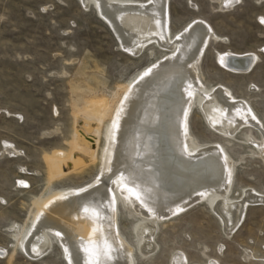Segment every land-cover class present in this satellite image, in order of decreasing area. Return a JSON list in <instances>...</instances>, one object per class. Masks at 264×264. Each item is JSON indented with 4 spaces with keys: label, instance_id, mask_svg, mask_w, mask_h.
<instances>
[{
    "label": "rangeland",
    "instance_id": "1",
    "mask_svg": "<svg viewBox=\"0 0 264 264\" xmlns=\"http://www.w3.org/2000/svg\"><path fill=\"white\" fill-rule=\"evenodd\" d=\"M167 14L171 37L195 19L210 26L219 40H211L201 57L203 85L227 88L264 129V0H239L230 10H221L216 0H168ZM111 30L81 0H0V264H68L51 233L47 254L29 259L16 247L14 228H31L46 196L82 189L98 179L110 115L123 88L169 55L151 44L138 56L128 54ZM219 53H251L256 61L248 73L235 74L220 67ZM188 123L197 144H219L233 162V201L245 189L264 197L257 129L246 127L232 139L223 138L209 127L198 103ZM76 144L88 153L85 164L53 178L50 157L68 155ZM5 145L15 154L6 152ZM137 219L117 204L115 226L131 250L132 264H172L177 253L185 255L186 264H264V204L247 207L237 230L226 236L207 201L196 203L157 224L156 252L148 257L137 250Z\"/></svg>",
    "mask_w": 264,
    "mask_h": 264
},
{
    "label": "bare ground",
    "instance_id": "2",
    "mask_svg": "<svg viewBox=\"0 0 264 264\" xmlns=\"http://www.w3.org/2000/svg\"><path fill=\"white\" fill-rule=\"evenodd\" d=\"M216 1L221 10H230L238 3ZM81 3L86 9L91 5L96 9L126 53L138 56L151 44L169 55L123 88L110 115L98 179L85 188L63 190L41 199L31 228H14L18 233L16 247L31 260L40 259L49 251L47 234L51 233L68 264H132L131 250L115 226L118 203L138 217L133 232L142 257L156 252L153 238L158 223L205 200L224 234L231 236L242 223L246 208L264 204V197L245 189L233 201V162L221 145L195 142L189 131V114L198 103L209 127L227 139L243 128L257 129L261 139L253 141L263 160L264 129L250 107L227 88L208 89L201 81L203 52L211 40L219 38L198 19L171 37L168 0ZM255 59L251 53L217 55L220 67L235 74L248 73ZM105 115L107 111L104 119ZM5 150L15 154L10 146L5 145ZM87 154L77 144L68 155L56 152L49 159L50 174L53 178L55 174L70 175L72 167L86 162ZM186 262L180 253L172 258V264ZM205 264L217 262L209 260Z\"/></svg>",
    "mask_w": 264,
    "mask_h": 264
},
{
    "label": "snow or ice",
    "instance_id": "3",
    "mask_svg": "<svg viewBox=\"0 0 264 264\" xmlns=\"http://www.w3.org/2000/svg\"><path fill=\"white\" fill-rule=\"evenodd\" d=\"M232 2V0H227V3L228 4H230ZM237 2H238V0H237ZM226 6H227V4H226ZM262 22H264V21H262ZM129 191H132L131 189H129ZM135 194V193H134ZM137 198H139V196L137 195Z\"/></svg>",
    "mask_w": 264,
    "mask_h": 264
}]
</instances>
